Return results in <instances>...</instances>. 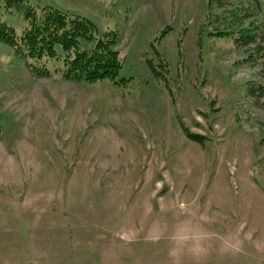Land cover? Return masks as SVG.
<instances>
[{
	"label": "rangeland",
	"instance_id": "rangeland-1",
	"mask_svg": "<svg viewBox=\"0 0 264 264\" xmlns=\"http://www.w3.org/2000/svg\"><path fill=\"white\" fill-rule=\"evenodd\" d=\"M24 4L116 32L123 67L36 77L0 42V264H264V0Z\"/></svg>",
	"mask_w": 264,
	"mask_h": 264
},
{
	"label": "trees",
	"instance_id": "trees-1",
	"mask_svg": "<svg viewBox=\"0 0 264 264\" xmlns=\"http://www.w3.org/2000/svg\"><path fill=\"white\" fill-rule=\"evenodd\" d=\"M7 8H24L30 27L21 35L0 20V42L9 44L14 55L26 60L30 72L36 77H50L45 60L61 63L58 72L68 81L97 83L104 80L116 82L123 60L115 47L119 44L116 32L96 38V25L80 16H73L53 8L38 12L28 0H6ZM164 37V35H161ZM83 43L90 44L87 48ZM58 48V49H57ZM41 66H37V64ZM187 137L198 140L184 129Z\"/></svg>",
	"mask_w": 264,
	"mask_h": 264
},
{
	"label": "crops",
	"instance_id": "crops-1",
	"mask_svg": "<svg viewBox=\"0 0 264 264\" xmlns=\"http://www.w3.org/2000/svg\"><path fill=\"white\" fill-rule=\"evenodd\" d=\"M57 213H58V209H56Z\"/></svg>",
	"mask_w": 264,
	"mask_h": 264
}]
</instances>
